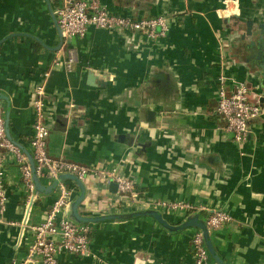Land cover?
<instances>
[{
  "label": "crops",
  "instance_id": "obj_1",
  "mask_svg": "<svg viewBox=\"0 0 264 264\" xmlns=\"http://www.w3.org/2000/svg\"><path fill=\"white\" fill-rule=\"evenodd\" d=\"M99 1L115 16L162 17L168 33L150 38L91 27L84 37L61 40L51 13L60 0H0V108L12 139L32 153V102L44 84L48 155L117 169L138 192L134 202L90 175L81 215L153 209L179 225L191 214L207 220L210 212L224 211L232 221L211 231L220 258L264 264V116L249 123L247 140L238 143L216 111L220 88L230 92L235 82L246 83L250 101L264 108L257 59L259 45L264 49V0ZM3 168L0 264H22L35 239L32 228L47 218L60 190L28 204L14 154L6 155ZM39 179L45 186L54 182ZM64 183L75 200L78 186ZM162 201L197 210L171 213L157 206ZM89 225L95 256L62 253L58 264H195L196 228L172 233L151 217ZM209 264L217 263L210 258Z\"/></svg>",
  "mask_w": 264,
  "mask_h": 264
},
{
  "label": "built area",
  "instance_id": "obj_2",
  "mask_svg": "<svg viewBox=\"0 0 264 264\" xmlns=\"http://www.w3.org/2000/svg\"><path fill=\"white\" fill-rule=\"evenodd\" d=\"M59 28L64 40L79 36L84 37L89 28L115 31L125 29L143 33L150 38L165 37L169 27L167 20L158 17L134 20L133 18L115 16L110 14L99 0H60V5L55 12ZM160 28V30H157ZM56 67L61 63L55 62ZM73 60L70 59L66 66L72 69ZM49 74H45V78ZM45 85L37 86L33 100L35 110L34 135L31 140L32 155L36 164L38 177H47L57 180L61 174H72L84 181L92 175L103 180L115 182L118 192L128 194L136 202L138 192L134 184L127 178L118 174L117 169H97L68 161L64 158H52L47 153V139L50 135L45 114ZM218 114L226 121L227 129L235 135V141L245 142L248 138L249 123L258 117L264 116V108L250 101V88L244 82H235L232 91L222 86L218 92ZM12 153L16 156L22 172V180L28 192L27 203L31 204L37 197L33 183V172L26 154L6 135L4 111L0 108V197L4 209V162L6 155ZM60 195L52 206L47 218L39 225L33 227L35 239L28 250L22 264H58V256L70 253L82 258L94 257L90 247L92 229L90 225L76 224L70 221L67 215L71 211L74 201V189L65 183L58 185ZM157 206L175 213H190L197 210L195 206L182 202H158ZM207 225L215 231L232 221L231 216L224 211L210 212ZM195 264H209L210 255L205 247L200 231L192 239ZM13 264H17L14 262Z\"/></svg>",
  "mask_w": 264,
  "mask_h": 264
},
{
  "label": "water",
  "instance_id": "obj_3",
  "mask_svg": "<svg viewBox=\"0 0 264 264\" xmlns=\"http://www.w3.org/2000/svg\"><path fill=\"white\" fill-rule=\"evenodd\" d=\"M52 13V18L56 24L59 36L61 37L62 40V32L59 28L58 21L56 18V15ZM259 53L257 55V59L260 62V67L264 70V49L263 45H259ZM90 81L93 82V80H96V77L94 75H90L89 77ZM152 115V112L150 113ZM6 123V135L8 139L14 143L16 146H18L28 157L30 161V165L32 168L33 172V183L35 185V190L37 194H49L54 189L58 187L60 183H64L65 181H72L74 182L78 188H79V196L72 202L71 204V211L69 213L68 219L76 224H84V225H89L92 223H100L103 221L107 220H129L132 218H137V217H151L155 219L161 226H163L166 230L169 232L175 233L178 231H182L188 228H196L198 231L201 232L205 247L210 255L211 258L214 259V261L217 264H227L220 256L217 254L216 249L214 247V244L211 239V230L209 229L207 225V221L202 219L199 214H191L187 216V218L184 220V222L180 223L179 225H172L170 224L162 215L161 212L158 210H153V209H144V210H139L131 213H124V214H107V215H101V216H95V217H85L80 214L79 212V207L82 204V202L85 200L86 197V187L85 184L82 180L77 178L75 175L72 174H61L57 180H54L53 184L51 186H45L41 183L38 175L36 174V164L33 159L32 153L28 152L26 149L23 148V146L16 141L12 139V136L10 134L9 130V118L5 119ZM111 191L113 193H117L118 191V186L115 182H111L110 184ZM33 203V202H32ZM31 203V204H32ZM29 213V211H28Z\"/></svg>",
  "mask_w": 264,
  "mask_h": 264
}]
</instances>
